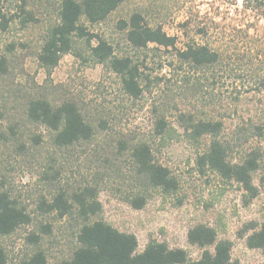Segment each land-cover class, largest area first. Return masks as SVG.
Masks as SVG:
<instances>
[{"label": "rangeland", "instance_id": "rangeland-1", "mask_svg": "<svg viewBox=\"0 0 264 264\" xmlns=\"http://www.w3.org/2000/svg\"><path fill=\"white\" fill-rule=\"evenodd\" d=\"M0 9L5 14V20L0 18V57L7 60L6 72L0 73V188L31 218L12 234L0 235L7 264H21L38 250L50 263L70 259L80 245L81 226L97 219L135 234L138 251L151 240L164 241L185 249L193 260L201 249L189 242V230L207 224L220 239L232 242V256L241 264H264V248L248 246L249 235L264 222V3L125 0L96 24L83 18L115 55L129 56L138 65L142 92L137 97L124 90L109 62L93 56L96 41L73 37L71 51L56 66L41 65L47 30L59 20L58 0H0ZM135 12L175 36L177 49L208 46L220 54L219 62L196 66L181 61L177 49L133 47L118 23ZM31 96L53 104L74 101L93 127L91 138L57 146L54 131L28 118ZM160 119L166 132L157 137ZM206 119L223 121L218 137L232 161L250 150L261 152L260 169L253 174L257 195L198 163L214 137L191 139L186 128ZM139 142L149 143L155 159L168 167L175 190L150 186L138 173L132 152ZM86 187L95 189L101 203L100 211L87 218L71 200ZM60 192L73 204L64 216L43 204ZM136 196L146 198L143 207L130 202Z\"/></svg>", "mask_w": 264, "mask_h": 264}, {"label": "trees", "instance_id": "trees-1", "mask_svg": "<svg viewBox=\"0 0 264 264\" xmlns=\"http://www.w3.org/2000/svg\"><path fill=\"white\" fill-rule=\"evenodd\" d=\"M60 2L59 20L47 30L45 43L39 54L42 66H56L65 53L72 49L73 37L86 38L92 46V54L99 62H109L112 70L121 75L124 90L137 97L142 88L139 83V68L129 56L118 57L113 46L103 37L88 30L82 23L85 18L90 24H96L106 19L125 0H58ZM264 3V0H255ZM32 17V14L28 12ZM0 18L5 20V14L0 9ZM1 25V22H0ZM121 30L127 32L128 42L135 48H147L150 44L162 46L165 49H177L176 37L169 35L161 25L152 26L142 12L133 13L128 19L118 23ZM264 39V38H263ZM181 61H189L196 66L215 65L220 60V54L208 46H188L177 49ZM6 57H0V73L7 70ZM264 84V78L260 82ZM26 113L31 121L44 124L54 134L57 146H69L77 141L89 139L93 127L85 120L79 106L72 100H63L53 104L46 98L31 96L26 104ZM252 121V120H251ZM222 120H195L186 128L190 138L200 139L204 135H213L207 149L198 158V163L215 170L226 180H236L253 196L259 188L254 183L253 174L260 169L262 154L259 150H250L238 162L231 160L228 146L218 135L223 129ZM254 129L263 133L262 127ZM166 132V123L158 120L156 135L161 137ZM127 147V144L125 145ZM132 156L137 170L150 186L158 187L166 192L177 188V182L168 167L155 159L152 147L147 142H139L133 146ZM264 185V174L260 178ZM71 200L85 217L96 215L101 209L95 189L86 187L80 192H74ZM72 202L65 192L58 193L52 203L44 202L45 210L58 211L64 216L73 208ZM134 207L141 208L146 202L144 196L133 197L130 201ZM30 214L21 207L11 194L0 188V235H9L20 226L30 222ZM189 242L201 249L197 259H191L183 248H172L167 242L151 240L142 251H138L139 241L135 234L124 232L110 223L97 219L86 221L78 234L79 247L72 257L57 263H50L42 250L33 253L21 264H241L232 256V242L220 239L216 230L207 224H197L188 233ZM38 237L35 238V241ZM248 246L264 248V222L257 225L248 237ZM0 264H7L6 254L0 247Z\"/></svg>", "mask_w": 264, "mask_h": 264}]
</instances>
